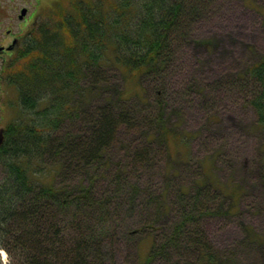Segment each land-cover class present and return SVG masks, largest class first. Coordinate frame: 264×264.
I'll return each mask as SVG.
<instances>
[{
  "label": "rangeland",
  "instance_id": "obj_1",
  "mask_svg": "<svg viewBox=\"0 0 264 264\" xmlns=\"http://www.w3.org/2000/svg\"><path fill=\"white\" fill-rule=\"evenodd\" d=\"M201 1L191 7L193 21L173 35L160 71L138 81L127 68L125 75L112 65L87 70L83 85L90 96L76 97L78 107L55 136L68 132L86 143L102 107L131 108L135 118L117 123L95 165L82 157L66 162L55 180L62 191L36 222L42 233L37 247L61 251L60 258L33 251L38 261L67 264L69 227L79 216L88 235L97 237L95 252H85L90 264H140L150 247L146 264H200L204 252L211 255L205 264H264V135L251 103L257 84L245 75L264 55V0ZM57 2L68 8L67 0ZM22 7L27 12L19 19ZM54 11L53 0H0V45L16 37L18 50L28 31L53 20ZM14 53L0 52V134L22 113L8 80L21 62ZM77 185L88 198L73 217ZM51 217L54 224L60 219L63 244L43 238H56L55 227L47 231ZM1 232L0 264H27V240Z\"/></svg>",
  "mask_w": 264,
  "mask_h": 264
},
{
  "label": "trees",
  "instance_id": "obj_2",
  "mask_svg": "<svg viewBox=\"0 0 264 264\" xmlns=\"http://www.w3.org/2000/svg\"><path fill=\"white\" fill-rule=\"evenodd\" d=\"M57 1L53 0L55 11L51 12L55 18L35 25L28 31L21 47L12 51L21 62L8 73V80L18 90L22 113L9 121L0 134L3 171L0 177V232L18 235L22 244L27 240L25 242L32 251L28 254L27 264H48L35 259L33 251L45 255L54 252L56 256L61 252L37 247L40 243L37 235L41 238L42 233L36 222L50 210L46 202L57 199L62 191L55 180L66 170V162L82 157L86 164L95 165L99 152L105 150L112 139L117 123L131 124L135 118L131 108L128 110L121 105L102 107L92 120L86 143L68 132L61 138L56 137L61 123L71 118L78 107L76 97L83 99L85 92L90 96L91 88L87 90L83 85V79L88 77L87 70L95 64L112 65L125 75L127 68L137 75L138 81L147 73L160 71L173 51L170 44L173 35L181 34L187 28L194 16L191 7L197 8L202 2L67 0L68 8H62ZM185 14L188 17L184 19ZM245 75L257 84L251 103L264 135V55L247 67ZM116 110L117 114L114 113ZM50 156H54L52 161H48ZM78 183L81 184V180ZM81 185L76 188L79 195L71 200L75 207L73 217L88 198L85 191H80ZM51 219L47 231L51 233V228L55 227L56 238L53 241L46 236L43 238L50 245L63 244L60 242L63 235L60 219L55 217V224ZM24 226L31 229L25 232ZM11 227L18 231L11 232ZM69 228L73 230L68 250L71 257L66 254L64 262L90 264L85 252H95L97 237L88 235L79 216ZM204 253L200 264L210 260L211 255ZM150 259L151 250L140 264H146Z\"/></svg>",
  "mask_w": 264,
  "mask_h": 264
},
{
  "label": "water",
  "instance_id": "obj_3",
  "mask_svg": "<svg viewBox=\"0 0 264 264\" xmlns=\"http://www.w3.org/2000/svg\"><path fill=\"white\" fill-rule=\"evenodd\" d=\"M25 13H26V8L25 7L21 8L20 14L18 15V17L22 18Z\"/></svg>",
  "mask_w": 264,
  "mask_h": 264
},
{
  "label": "bare ground",
  "instance_id": "obj_4",
  "mask_svg": "<svg viewBox=\"0 0 264 264\" xmlns=\"http://www.w3.org/2000/svg\"><path fill=\"white\" fill-rule=\"evenodd\" d=\"M0 252L2 254V257H5V255H4L5 252L3 250H1Z\"/></svg>",
  "mask_w": 264,
  "mask_h": 264
},
{
  "label": "flooded vegetation",
  "instance_id": "obj_5",
  "mask_svg": "<svg viewBox=\"0 0 264 264\" xmlns=\"http://www.w3.org/2000/svg\"><path fill=\"white\" fill-rule=\"evenodd\" d=\"M13 40L16 42V39H13V37L11 38L10 42H11V41L13 42Z\"/></svg>",
  "mask_w": 264,
  "mask_h": 264
}]
</instances>
